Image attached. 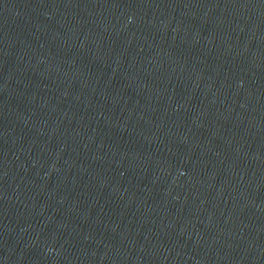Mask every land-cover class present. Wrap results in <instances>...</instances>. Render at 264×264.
<instances>
[{
	"label": "water",
	"instance_id": "95a60500",
	"mask_svg": "<svg viewBox=\"0 0 264 264\" xmlns=\"http://www.w3.org/2000/svg\"><path fill=\"white\" fill-rule=\"evenodd\" d=\"M0 264H264V0H0Z\"/></svg>",
	"mask_w": 264,
	"mask_h": 264
}]
</instances>
